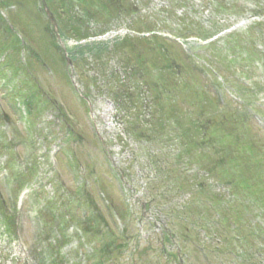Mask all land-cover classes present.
<instances>
[{
	"label": "rangeland",
	"instance_id": "obj_1",
	"mask_svg": "<svg viewBox=\"0 0 264 264\" xmlns=\"http://www.w3.org/2000/svg\"><path fill=\"white\" fill-rule=\"evenodd\" d=\"M43 3L131 62L87 59L68 80L46 17L21 32L43 16L38 0L21 18L0 11V264H264V0ZM130 27L167 39L168 62L160 41L122 46ZM136 63L148 81L134 74L137 97L120 104ZM159 78L166 90L147 93ZM188 116L201 130L187 139ZM238 233L247 250L231 245Z\"/></svg>",
	"mask_w": 264,
	"mask_h": 264
},
{
	"label": "trees",
	"instance_id": "obj_2",
	"mask_svg": "<svg viewBox=\"0 0 264 264\" xmlns=\"http://www.w3.org/2000/svg\"><path fill=\"white\" fill-rule=\"evenodd\" d=\"M26 2H28V0H0V11L3 10L5 12H7L6 10L9 9V7L11 6V4H13L14 9H13V13H14V17L15 18H21L22 13L25 12V10L28 8V4H26ZM85 2V0H59V5L66 8L69 7V9H71V7L74 4H81L83 5ZM135 8L133 5H129L127 8L124 9V12L127 13V11L132 12V9ZM62 15H59L57 18V23H58V33L61 37V39L63 41H67V40H73V41H80V40H84L86 38H89L92 34H96V33H90L89 31H87L86 29H84V31H80V28L83 24V18L82 17H75L74 21H68L69 20V16L68 14H65V11L63 12V10H60ZM11 15V13H10ZM38 15V16H37ZM43 16H41V14H34L33 16H31V20L30 23H26L22 25V29L21 32L27 36L31 35V31H32V24L34 25L35 23L38 24V22L42 23ZM1 20V17H0ZM13 26V24H12ZM14 27V26H13ZM51 30V29H50ZM130 30L134 33H144L141 29H136L134 27H130ZM5 31L8 32L9 34L12 33V30L10 28V26H7L5 28ZM42 32L45 34V39L48 40L50 42V45L52 47H57L55 39L52 37L51 35H48L47 32L42 28ZM149 31H147L146 33H148ZM18 33V32H17ZM52 33V32H51ZM13 37V46L12 47H8V49H18L20 46H22L21 41L18 39L17 35L15 33H13L11 35ZM44 37V36H43ZM52 38V39H50ZM149 39V38H147ZM147 39H139V38H126L123 40L122 42V46H127V43H131V41L136 40V41H146ZM150 39L153 41H160L163 44H161V52L163 54L162 58L164 59L163 61L168 62L169 60V52L167 51V45L169 44V42L163 38H159L157 36H151ZM118 45H113L111 50H107V45H105L104 43H87L85 45H76L73 48H71L69 50V58L71 60V63L73 65V67H79L82 65L86 66V60L87 58L92 60V64L91 67H94L95 69H100L103 68V66L105 65V58L109 59L110 57H122L121 62L124 63L126 61L127 58H129L127 61L131 62V56L127 55L126 51H121L119 52L117 50ZM7 49V50H8ZM20 50V49H19ZM19 50H17V55ZM118 54V55H116ZM7 58V57H6ZM141 60V57L138 56L136 57V61L139 62ZM144 66L143 64L140 63H136L135 67L133 68V73L131 74L130 77L127 78V80L120 82V84L117 86L116 91L114 92V98L117 102H119L120 104L122 103V99H126L129 103H132L134 101V99L137 97L134 95L133 92L127 91V86L126 84H128L129 82L133 81V80H138L137 78L133 77L134 74H138L139 78L141 79V81H148V74L146 73L145 69H143ZM153 69H150V71H152ZM102 74V73H101ZM162 77V76H160ZM108 79L110 80L109 83L112 82H117V77L114 76L113 74L108 76ZM162 79H158V82L154 83V86H151L150 84H147L145 82V87H146V92H150L152 88H154L156 85H159L162 89L166 90V86L163 85L161 83ZM94 81H96V79L94 78ZM203 97H207V94H202ZM209 100L210 97L208 96ZM213 105V104H212ZM145 108L148 107V105L144 106ZM157 108H159L158 106L156 107L155 111H148V118L151 121V116L153 115V117H155V113L157 112ZM134 112V115H139L141 114V109H132ZM213 119V117H211V120ZM210 120V121H211ZM147 121V120H146ZM145 123V122H144ZM147 123V122H146ZM149 125V124H148ZM187 125V139H188V134L190 132L193 133H199V129L201 130V127H198L195 125V120H191L188 116V121L186 123ZM178 128L181 127L180 123H177ZM197 139H200L199 141H203L204 138H202L201 136H199V134H196ZM184 139V137H183ZM200 147V145H199ZM250 150H252L251 147H249ZM199 150V148H198ZM253 151V150H252ZM205 154L201 155L200 157H203ZM192 156V155H191ZM199 157V158H200ZM190 158V157H187Z\"/></svg>",
	"mask_w": 264,
	"mask_h": 264
},
{
	"label": "water",
	"instance_id": "obj_3",
	"mask_svg": "<svg viewBox=\"0 0 264 264\" xmlns=\"http://www.w3.org/2000/svg\"><path fill=\"white\" fill-rule=\"evenodd\" d=\"M46 14L48 16V19L50 20L52 26L55 28V22L53 21L52 17L50 16V14L46 11Z\"/></svg>",
	"mask_w": 264,
	"mask_h": 264
}]
</instances>
